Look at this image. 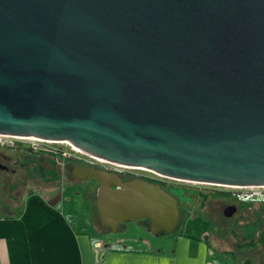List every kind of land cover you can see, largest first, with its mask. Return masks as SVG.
<instances>
[{
  "label": "water",
  "instance_id": "obj_1",
  "mask_svg": "<svg viewBox=\"0 0 264 264\" xmlns=\"http://www.w3.org/2000/svg\"><path fill=\"white\" fill-rule=\"evenodd\" d=\"M0 133L174 179L264 185V0H0ZM81 172L99 180L112 231L178 224L160 184Z\"/></svg>",
  "mask_w": 264,
  "mask_h": 264
},
{
  "label": "rangeland",
  "instance_id": "obj_2",
  "mask_svg": "<svg viewBox=\"0 0 264 264\" xmlns=\"http://www.w3.org/2000/svg\"><path fill=\"white\" fill-rule=\"evenodd\" d=\"M52 145L60 146L64 150H71L69 145L64 142H52ZM13 146L7 151L16 158L22 154L20 144L16 143ZM0 150L4 149H1L0 146ZM61 161L62 159L56 153L41 151L33 157L20 160V164L27 168V174L26 170L21 169H17L15 174L0 169V214L16 210V206L4 204L9 201L11 204L14 203L10 200L12 199L11 195L3 194L6 190L3 184L7 180L20 181L18 196L31 190H39L55 197L59 194L63 208L66 212L71 213L72 220L78 223L83 219L100 240L108 243L119 242L117 239L122 238L125 243L137 247L143 245L146 247L150 242L152 248L156 249L163 239L172 241L178 232L188 231L191 235L198 236L204 230L206 237H202L208 243L214 256L223 259V264H231V253L220 251L219 243L223 247L230 246L235 241L244 244L250 238L257 236L260 242L252 246L250 251L254 256L264 259V202L241 203L234 197L226 195L228 187L225 185L174 179L153 173L162 186L164 185L163 187L178 200L180 217L176 227L172 231L163 230L156 234L151 232L145 224H142V219H135L120 222L117 229L112 231L102 223L97 211V181L90 178L73 177L68 165H64V161ZM39 164L42 165L43 172H41ZM149 171L147 169L146 172ZM231 204L237 207L235 212L230 216L224 215L223 209ZM144 239H147V243H144ZM252 243L250 242V244ZM214 256H211V262H214Z\"/></svg>",
  "mask_w": 264,
  "mask_h": 264
},
{
  "label": "crops",
  "instance_id": "obj_3",
  "mask_svg": "<svg viewBox=\"0 0 264 264\" xmlns=\"http://www.w3.org/2000/svg\"><path fill=\"white\" fill-rule=\"evenodd\" d=\"M10 200L14 204L9 201L7 205L16 210L0 214V264H223L203 238L204 230L198 236L178 232L172 241L163 239L156 249L147 239L148 246L137 247L122 238L102 241L97 247V234L80 217L78 223L72 220L59 194L31 190ZM250 239L256 240L252 244L235 241L226 247L219 243L218 249L231 253V264H264L263 258L250 251L259 237Z\"/></svg>",
  "mask_w": 264,
  "mask_h": 264
},
{
  "label": "flooded vegetation",
  "instance_id": "obj_4",
  "mask_svg": "<svg viewBox=\"0 0 264 264\" xmlns=\"http://www.w3.org/2000/svg\"><path fill=\"white\" fill-rule=\"evenodd\" d=\"M3 147V146H2ZM0 150V169L15 174L17 172V169L26 170V174L28 173L27 168L25 165L20 164L21 159H26L33 157L36 155V153L41 152V150L36 149H28L26 147H20L22 154H19L18 156L13 157L11 153H9L7 150L11 149L14 146H7L3 147ZM57 155L60 156L62 161H64V165H68L70 174L75 178H80L79 176L82 175V170L84 168H94L97 170H103L107 173H115L118 175V177L121 180H132V179H143L149 182H155L159 184L158 178L153 174L154 172L144 171V168L141 167H133V166H125V165H118L115 163L105 162L101 161L97 158L91 157L83 152H78L74 150H64L62 147H59L58 150L55 152ZM61 161V162H62ZM38 163H40L38 161ZM40 165V170L43 171L42 165ZM143 169V170H142ZM84 178H90L94 181H97L99 184V180L93 176H86ZM83 178V179H84ZM5 189L3 194L5 195H11L14 199L18 198V188L21 186V182H13L12 180L6 181L4 184ZM12 185V186H11ZM9 186V187H8ZM11 187V188H10ZM167 190V189H166ZM168 191V190H167ZM5 197V196H4ZM8 202H4V204L7 205ZM142 224H145L147 228H149V220L146 218H142ZM109 228V227H108ZM110 229V228H109ZM163 230H158L156 232H162Z\"/></svg>",
  "mask_w": 264,
  "mask_h": 264
},
{
  "label": "built area",
  "instance_id": "obj_5",
  "mask_svg": "<svg viewBox=\"0 0 264 264\" xmlns=\"http://www.w3.org/2000/svg\"><path fill=\"white\" fill-rule=\"evenodd\" d=\"M52 142H64L69 145L70 149L78 152H82L72 144L66 141H53L47 139H41L36 137H26V136H18L12 134L0 133V146H13L16 143L20 144V147H26L28 149L36 150L39 149L41 151H46L50 153H55L60 146H53ZM84 153V152H83ZM86 154V153H85ZM89 155V154H87ZM91 156V155H89ZM94 157V156H91ZM97 158V157H94ZM101 161H106L101 158H97ZM113 163V162H110ZM118 164V163H115ZM121 165V164H118ZM229 192L230 196L234 197L241 203H253V202H264V185H246V186H232L225 185ZM96 246H100L102 244V240L97 239Z\"/></svg>",
  "mask_w": 264,
  "mask_h": 264
},
{
  "label": "trees",
  "instance_id": "obj_6",
  "mask_svg": "<svg viewBox=\"0 0 264 264\" xmlns=\"http://www.w3.org/2000/svg\"><path fill=\"white\" fill-rule=\"evenodd\" d=\"M41 172H43L42 170H41ZM159 184L162 186V184L159 182ZM164 186V185H163ZM162 186V187H163ZM164 188V187H163ZM166 189V188H165ZM29 192V191H28ZM226 195H230L229 194V192H226ZM256 239H250L248 242H245L244 244H250V242H254Z\"/></svg>",
  "mask_w": 264,
  "mask_h": 264
}]
</instances>
